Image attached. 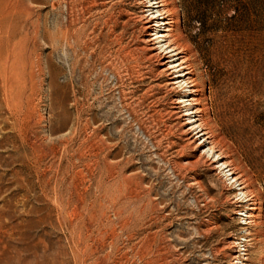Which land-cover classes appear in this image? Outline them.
<instances>
[{"label":"rangeland","instance_id":"374dc122","mask_svg":"<svg viewBox=\"0 0 264 264\" xmlns=\"http://www.w3.org/2000/svg\"><path fill=\"white\" fill-rule=\"evenodd\" d=\"M0 264H264V0H0Z\"/></svg>","mask_w":264,"mask_h":264},{"label":"bare ground","instance_id":"6f19581e","mask_svg":"<svg viewBox=\"0 0 264 264\" xmlns=\"http://www.w3.org/2000/svg\"><path fill=\"white\" fill-rule=\"evenodd\" d=\"M67 1V0H66ZM61 2V1H60ZM68 5V4H66ZM163 5H161L162 7ZM164 12H166V10L160 9L158 10L156 13L159 15H163ZM178 21H176L177 23ZM163 25H165V28H167V25H169V23H164ZM162 37H165L164 35H162ZM170 49V53L173 52H178L176 54V56L181 55L180 48L177 47L176 45L174 46H169L168 47ZM178 62H180L179 64L176 65V67L179 68H183L186 64H185V58H179ZM175 68V67H174ZM187 68V66H186ZM190 68V67H189ZM189 75H191V71H185L181 77H183V82L186 85H191L193 84V82L191 81V78L189 77ZM192 89H190V93L191 94H195L198 93V90H195V85L191 86ZM197 101H199L198 99H196L195 97H191L187 102H189L190 104V108H188L186 111L188 113V115H190V118H188V123H186V125L188 127H190L187 132H193V131H198L197 134L201 133L202 137L201 138V143L197 146L198 147H202L204 146L207 142H209L210 138H206L207 137V133L205 132L204 129V119H203V112L201 109H197L196 108V104ZM196 102V103H195ZM194 115V117L192 116ZM195 142V141H194ZM210 147L205 150V156L206 158H210V160L212 161V164H216V168L220 170V172L223 174L224 178H226L227 181L230 182L229 185H235V187H239V194L237 195L239 200L244 201V202H250L253 201V197L252 195H250L246 190H245V182L242 180V178L236 174L234 168H232L231 164L229 162H221V159L223 158V153L220 152H216V148L214 145V142H209ZM261 211V208H258V213ZM258 216V214H257ZM252 218V214L250 213H246V219L249 220Z\"/></svg>","mask_w":264,"mask_h":264}]
</instances>
